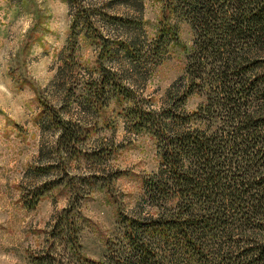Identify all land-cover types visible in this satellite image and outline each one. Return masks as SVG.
<instances>
[{"label":"rangeland","instance_id":"374dc122","mask_svg":"<svg viewBox=\"0 0 264 264\" xmlns=\"http://www.w3.org/2000/svg\"><path fill=\"white\" fill-rule=\"evenodd\" d=\"M80 6L94 23L73 37ZM160 20L158 0H0V264L47 254L79 264L55 230L64 208L76 212L81 254L94 261L119 212L155 213L141 178L158 170L156 146L126 125L131 101L118 90L156 110L184 86L192 29L179 20L177 42L155 65L144 54ZM204 99L192 95L185 107Z\"/></svg>","mask_w":264,"mask_h":264},{"label":"trees","instance_id":"16d2710c","mask_svg":"<svg viewBox=\"0 0 264 264\" xmlns=\"http://www.w3.org/2000/svg\"><path fill=\"white\" fill-rule=\"evenodd\" d=\"M158 1L161 20L144 55L157 65L178 40V21L188 22L185 84L156 110L133 101L129 87L118 90L132 102L126 125L156 146L158 170L141 178L155 213L119 212L115 237L94 261L81 254L76 212L64 208L54 224L60 244L79 264H264V0ZM73 19V37L93 27L87 8ZM196 94L205 99L187 109ZM49 255L34 263L63 264Z\"/></svg>","mask_w":264,"mask_h":264}]
</instances>
